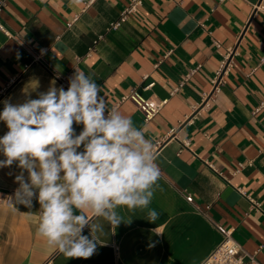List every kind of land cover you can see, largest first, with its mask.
Masks as SVG:
<instances>
[{
  "label": "crops",
  "instance_id": "0c3cea01",
  "mask_svg": "<svg viewBox=\"0 0 264 264\" xmlns=\"http://www.w3.org/2000/svg\"><path fill=\"white\" fill-rule=\"evenodd\" d=\"M4 1L0 112L4 101L67 90L51 70L69 79L83 72L108 111L130 117L151 140L160 178L149 204L155 221L148 209L120 207L124 221L115 230L105 224L95 253L68 259L37 235L38 199L31 208L2 202L27 171L18 162L0 168V264H202L223 241L217 224L233 228L264 264V0H143L116 29L110 23L131 0ZM230 48V71L213 92ZM133 87L167 99L152 119L122 100ZM73 128L79 135L83 125ZM7 131L0 121V138ZM82 234L91 238L88 227Z\"/></svg>",
  "mask_w": 264,
  "mask_h": 264
},
{
  "label": "clouds",
  "instance_id": "9594fccd",
  "mask_svg": "<svg viewBox=\"0 0 264 264\" xmlns=\"http://www.w3.org/2000/svg\"><path fill=\"white\" fill-rule=\"evenodd\" d=\"M0 121L8 128L0 168L18 162L28 173L27 181L23 173L16 177L19 188L9 199L28 208L38 199L37 235L48 247L88 259L105 224L115 230L124 221L118 208L148 209V221L158 218L149 209L160 178L154 145L130 117L108 111L90 76L75 72L67 90L52 87L22 104L4 101ZM74 123L83 125L79 135ZM85 227L91 238L82 234Z\"/></svg>",
  "mask_w": 264,
  "mask_h": 264
},
{
  "label": "built area",
  "instance_id": "2783aa9c",
  "mask_svg": "<svg viewBox=\"0 0 264 264\" xmlns=\"http://www.w3.org/2000/svg\"><path fill=\"white\" fill-rule=\"evenodd\" d=\"M142 1L143 0H131L130 3L122 10L119 18L110 23L109 29H116L120 27L130 14L135 13L138 10L139 6L142 4ZM4 3V0H0V9ZM0 27L7 33H10L1 21ZM97 41L98 39L95 40V43H97ZM234 52L235 50L230 48L221 61V64L217 69L214 78L212 79L213 92L218 91L220 86L225 82L226 76L230 71ZM42 59L43 55H35V60L41 61ZM51 72L58 80L69 87L68 79L71 76V73L64 75L54 70H51ZM122 100H132L142 111L147 121L152 119L167 102V99L154 97L146 98L137 90L136 87H133L127 94H125ZM183 143L188 145L189 141L186 139L183 140ZM237 171L238 169L235 172ZM10 197L14 200L12 193L4 194L2 202L9 206L13 205L14 203L9 199ZM187 199L190 202H194V198L191 194L187 195ZM255 204L258 203L255 202ZM217 228L223 234V241L214 249V251L209 255V257H207V259H205L202 264H263L257 257L258 251L248 252L238 241L234 239L233 228H227L221 224H217Z\"/></svg>",
  "mask_w": 264,
  "mask_h": 264
}]
</instances>
